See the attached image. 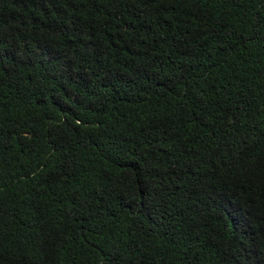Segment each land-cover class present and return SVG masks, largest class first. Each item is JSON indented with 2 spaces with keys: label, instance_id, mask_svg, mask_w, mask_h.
Instances as JSON below:
<instances>
[{
  "label": "trees",
  "instance_id": "16d2710c",
  "mask_svg": "<svg viewBox=\"0 0 264 264\" xmlns=\"http://www.w3.org/2000/svg\"><path fill=\"white\" fill-rule=\"evenodd\" d=\"M0 264H264V0H0Z\"/></svg>",
  "mask_w": 264,
  "mask_h": 264
}]
</instances>
